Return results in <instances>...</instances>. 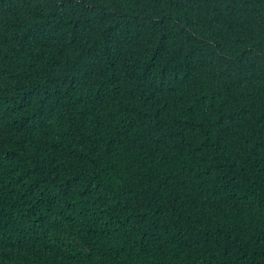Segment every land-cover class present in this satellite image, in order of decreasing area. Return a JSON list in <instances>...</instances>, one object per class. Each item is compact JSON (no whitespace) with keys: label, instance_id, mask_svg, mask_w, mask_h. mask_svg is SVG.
<instances>
[{"label":"trees","instance_id":"trees-1","mask_svg":"<svg viewBox=\"0 0 264 264\" xmlns=\"http://www.w3.org/2000/svg\"><path fill=\"white\" fill-rule=\"evenodd\" d=\"M0 264H264V0H0Z\"/></svg>","mask_w":264,"mask_h":264}]
</instances>
